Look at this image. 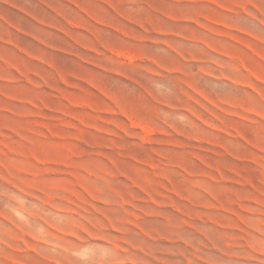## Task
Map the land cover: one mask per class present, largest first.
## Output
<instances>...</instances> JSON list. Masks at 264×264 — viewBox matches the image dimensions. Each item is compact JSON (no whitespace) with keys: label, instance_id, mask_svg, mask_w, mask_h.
Listing matches in <instances>:
<instances>
[{"label":"rangeland","instance_id":"obj_1","mask_svg":"<svg viewBox=\"0 0 264 264\" xmlns=\"http://www.w3.org/2000/svg\"><path fill=\"white\" fill-rule=\"evenodd\" d=\"M0 264H264V0H0Z\"/></svg>","mask_w":264,"mask_h":264}]
</instances>
